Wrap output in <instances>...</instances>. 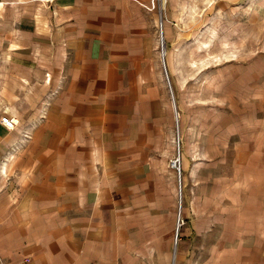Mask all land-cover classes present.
<instances>
[{
	"label": "crops",
	"instance_id": "crops-1",
	"mask_svg": "<svg viewBox=\"0 0 264 264\" xmlns=\"http://www.w3.org/2000/svg\"><path fill=\"white\" fill-rule=\"evenodd\" d=\"M149 6L0 0V119L16 122L0 121L1 263L264 264V168L218 211L215 179L184 157L177 231V115Z\"/></svg>",
	"mask_w": 264,
	"mask_h": 264
},
{
	"label": "rangeland",
	"instance_id": "rangeland-1",
	"mask_svg": "<svg viewBox=\"0 0 264 264\" xmlns=\"http://www.w3.org/2000/svg\"><path fill=\"white\" fill-rule=\"evenodd\" d=\"M147 9L156 14L159 60L176 119L163 26L179 113L175 158L180 137L181 163L192 156L202 161L200 175L215 179L220 211L233 204L232 180L246 182L245 169L256 179L264 168V0H150Z\"/></svg>",
	"mask_w": 264,
	"mask_h": 264
},
{
	"label": "built area",
	"instance_id": "built-area-1",
	"mask_svg": "<svg viewBox=\"0 0 264 264\" xmlns=\"http://www.w3.org/2000/svg\"><path fill=\"white\" fill-rule=\"evenodd\" d=\"M160 1V0H159ZM163 41V34L161 31V43ZM163 65H164V70H165V74L167 77V70H166V66L165 63L163 61ZM1 123L3 124V126L8 129V130H13L16 126V122L15 120L11 119L10 117L4 116L0 119ZM177 147H178V155L177 157L171 161V167L172 169H174L177 173V181H178V188H179V209H178V219H177V231L179 230V228L182 226V208H181V199H182V163H181V159H180V137H178L177 140ZM178 242V235L176 234L175 237V245H177ZM0 264H3L0 262Z\"/></svg>",
	"mask_w": 264,
	"mask_h": 264
},
{
	"label": "bare ground",
	"instance_id": "bare-ground-1",
	"mask_svg": "<svg viewBox=\"0 0 264 264\" xmlns=\"http://www.w3.org/2000/svg\"><path fill=\"white\" fill-rule=\"evenodd\" d=\"M165 4H166V0H162V5H165ZM162 34H163V26H162ZM162 42H163V43H161L162 44V57H163V59H166L164 35H163V41ZM173 98H174V96H173ZM173 104H174V102H173ZM175 105H176V103H175ZM174 109H175V106H174ZM175 112H176L177 118H179V116L177 114V109L175 110ZM179 136H180V134H179ZM180 156H181V154H180ZM180 159H181V157H180Z\"/></svg>",
	"mask_w": 264,
	"mask_h": 264
},
{
	"label": "water",
	"instance_id": "water-1",
	"mask_svg": "<svg viewBox=\"0 0 264 264\" xmlns=\"http://www.w3.org/2000/svg\"><path fill=\"white\" fill-rule=\"evenodd\" d=\"M167 80H168L169 87H170V92H171V94H172V98H173V92H172V88H171V85H170V82H169L168 74H167ZM173 101H174V106H175V110H176V105H175V100H174V98H173Z\"/></svg>",
	"mask_w": 264,
	"mask_h": 264
}]
</instances>
